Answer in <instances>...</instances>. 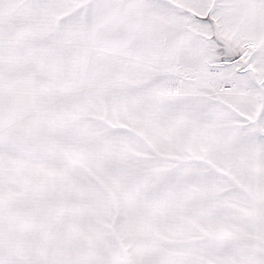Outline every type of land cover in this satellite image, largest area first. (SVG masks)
I'll return each mask as SVG.
<instances>
[{
	"label": "snow or ice",
	"instance_id": "snow-or-ice-1",
	"mask_svg": "<svg viewBox=\"0 0 264 264\" xmlns=\"http://www.w3.org/2000/svg\"><path fill=\"white\" fill-rule=\"evenodd\" d=\"M0 264H264V0H0Z\"/></svg>",
	"mask_w": 264,
	"mask_h": 264
}]
</instances>
